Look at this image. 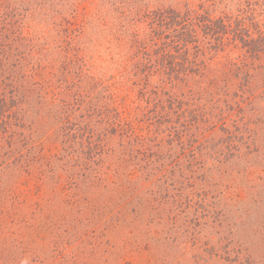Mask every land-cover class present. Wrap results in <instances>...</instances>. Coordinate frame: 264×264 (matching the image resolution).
Returning a JSON list of instances; mask_svg holds the SVG:
<instances>
[{"label":"rangeland","instance_id":"1","mask_svg":"<svg viewBox=\"0 0 264 264\" xmlns=\"http://www.w3.org/2000/svg\"><path fill=\"white\" fill-rule=\"evenodd\" d=\"M0 13L30 41L0 73V264H264V51L231 36L214 50L203 33L227 17L257 39L264 0H0ZM159 16L194 20L198 67H161Z\"/></svg>","mask_w":264,"mask_h":264},{"label":"trees","instance_id":"2","mask_svg":"<svg viewBox=\"0 0 264 264\" xmlns=\"http://www.w3.org/2000/svg\"><path fill=\"white\" fill-rule=\"evenodd\" d=\"M226 19V20H225ZM194 20H183V21H177L171 18L168 22L162 17L159 16L157 20L154 22H151V26L154 25V31H152L153 36L149 40L150 42H155L154 46L160 45V48L158 47L159 52L162 53V56L167 57L164 61H170L166 64L162 63L161 67L168 69L170 72L175 71H182L183 67L185 70H189V66L198 67V64L195 61L190 62L188 60V46L189 45H195L193 46V49L200 51L198 48V39H197V31L194 29ZM196 21V20H195ZM154 23V24H153ZM231 19L225 17L224 19H218L215 22H208V24L203 25V33L206 36H210L209 39H212L214 42H216V46L214 50H218L223 48L224 42L227 41V37L231 36L232 42H240L242 45H244L245 48L248 50L250 49L253 53L259 54L262 51H264L263 46H254V42H264V34L261 32V30L257 27L254 28L255 34L258 35L257 39H253L250 34V29H248L244 22L242 21H235V27H232ZM196 25V24H195ZM165 27L166 31L172 29L175 33H177L176 36L169 37L166 32L161 31V29ZM256 27V26H255ZM11 27L9 26V23L5 22V19L3 18V14L0 13V73H4L8 70L6 66L9 64L10 60L15 57L17 54V49L13 48L12 45L14 42H30L28 41L24 36L13 37L11 32ZM21 36V37H20ZM133 42H139V35L137 31H133L132 33ZM161 39L169 42H174L176 45L172 47L173 43L166 44L165 42L162 44H159ZM144 51L146 48L141 47ZM167 48L175 49V53H180V56H183L182 62H175V59H173L172 54L167 51ZM199 49V50H198ZM182 54V55H181ZM172 58V59H171ZM163 61V59H162ZM165 65V66H164ZM177 67V69L175 68ZM33 68V66H32ZM176 69V70H175ZM31 78L34 77V70H31ZM177 73V72H176Z\"/></svg>","mask_w":264,"mask_h":264}]
</instances>
